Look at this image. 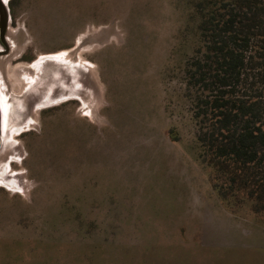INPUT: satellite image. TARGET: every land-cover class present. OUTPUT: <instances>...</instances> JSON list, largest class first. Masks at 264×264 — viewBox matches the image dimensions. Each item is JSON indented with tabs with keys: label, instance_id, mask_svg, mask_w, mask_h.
Here are the masks:
<instances>
[{
	"label": "rangeland",
	"instance_id": "rangeland-1",
	"mask_svg": "<svg viewBox=\"0 0 264 264\" xmlns=\"http://www.w3.org/2000/svg\"><path fill=\"white\" fill-rule=\"evenodd\" d=\"M3 1L0 264H264V223L197 159L196 0ZM58 68L51 100L20 112Z\"/></svg>",
	"mask_w": 264,
	"mask_h": 264
},
{
	"label": "trees",
	"instance_id": "trees-1",
	"mask_svg": "<svg viewBox=\"0 0 264 264\" xmlns=\"http://www.w3.org/2000/svg\"><path fill=\"white\" fill-rule=\"evenodd\" d=\"M185 65L197 159L227 206L264 223V0H196Z\"/></svg>",
	"mask_w": 264,
	"mask_h": 264
},
{
	"label": "water",
	"instance_id": "water-1",
	"mask_svg": "<svg viewBox=\"0 0 264 264\" xmlns=\"http://www.w3.org/2000/svg\"><path fill=\"white\" fill-rule=\"evenodd\" d=\"M8 20H9V15H8L7 5H6V3L3 0H0V41L5 47V50L0 52V53H3V54L6 53L7 49H8L7 43L5 42V32H6V29H7ZM58 70H59V73L55 71V72H53L51 74L50 77H51L52 80L51 79L50 80H46V82L42 81L43 83H41L39 87L36 86L35 88L28 89L27 94L29 93L28 96H30V97L28 98V101H27V94H25V96L22 98L23 100H21L20 107H19L20 111L25 112L27 110V106L32 105V102H34L35 105L34 104L33 105L36 106L37 105V102H36L37 100L38 101H42L43 103L44 102H48V101L51 100V98H49L50 96H48V94H50L51 88L53 86H54L53 88L61 87L62 83L59 82V81H61L59 75H64V76L66 75L65 71L63 69L58 68ZM55 81H56V83H54ZM50 84H51V87L48 86ZM57 84H59V85H57ZM29 90H30V92H29ZM7 107H8V112H9L10 107L9 106H7ZM7 115H8V113L5 114V116H4L5 117V121L7 119ZM16 130L17 129H15L13 127V128H11L10 133H7V134L9 135V134H11V132L13 133ZM0 135H1V113H0ZM8 135L5 136V142H7V140L9 141Z\"/></svg>",
	"mask_w": 264,
	"mask_h": 264
},
{
	"label": "bare ground",
	"instance_id": "bare-ground-1",
	"mask_svg": "<svg viewBox=\"0 0 264 264\" xmlns=\"http://www.w3.org/2000/svg\"><path fill=\"white\" fill-rule=\"evenodd\" d=\"M68 51V50H67ZM67 51H58V52H56V53H51V54H47V55H42L38 60L40 61V59L42 60V59H45V58H53V59H56V58H61L62 59V62H66L67 61V59H66V53H67ZM80 57V56H79ZM85 60V59H84ZM41 62V61H40ZM61 62V61H60ZM83 63H85L86 65L88 64L87 62H83ZM28 64V63H27ZM24 65V66H26V67H28V68H33L34 66H36V64H37V61L36 62H32V63H30V64H28V65ZM62 65H64V64H62ZM20 66H22V64L20 65ZM19 65L17 66V67H20ZM39 66V65H38ZM10 68V67H9ZM16 69V68H15ZM92 69V68H91ZM7 71V70H6ZM10 69H8V73L9 74H11L10 73ZM12 71L14 72V70L12 69ZM91 71V70H90ZM26 73V72H25ZM7 74V73H6ZM32 74V73H31ZM93 75V74H92ZM14 77V75H11V77ZM21 76V75H20ZM95 79V78H94ZM17 80V79H16ZM23 80H24V83L22 82V83H19V88H18V90L20 91L21 89H23V88H25V90H27L28 88H27V86L29 87L30 85V83H28V85H27V76L25 77V78H23ZM12 82V81H11ZM29 82H30V80H29ZM31 82H33L32 80H31ZM16 84V83H15ZM13 85H14V83H13ZM15 86V85H14ZM16 87V86H15ZM18 87V86H17ZM27 88V89H26ZM16 89V88H15ZM18 91V92H19ZM0 93H1V91H0ZM2 95H4V94H2ZM3 97V96H2ZM1 96H0V113H1V126H2V132L4 131L3 130V127H4V122H5V114H7L8 113V104H7V101L5 100V97L4 98H2ZM38 108V107H37ZM40 109V108H39ZM11 110V109H10ZM88 113V112H87ZM9 114V113H8ZM90 115V114H89ZM9 116V115H8ZM11 116V115H10ZM4 117V118H3ZM13 120V119H12ZM15 120V119H14ZM21 120V119H20ZM6 121H8L7 119H6ZM23 121V120H22ZM15 122H16V120H15ZM11 124V123H10ZM27 124V123H26ZM29 124V123H28ZM8 125V124H7ZM18 125H16V127H17ZM26 127V126H25ZM21 129V128H20ZM17 132V131H16ZM6 133V132H5ZM9 135H13V134H9ZM11 138V137H10ZM5 139V138H4ZM10 140V139H9ZM10 142V141H9ZM12 142V141H11ZM15 142V141H14ZM16 145H17V142H16ZM9 146H11V144L9 145ZM7 150H9V149H7ZM6 157V156H5ZM1 183V182H0ZM4 185V184H3ZM6 187V186H5ZM10 189V188H9Z\"/></svg>",
	"mask_w": 264,
	"mask_h": 264
},
{
	"label": "flooded vegetation",
	"instance_id": "flooded-vegetation-1",
	"mask_svg": "<svg viewBox=\"0 0 264 264\" xmlns=\"http://www.w3.org/2000/svg\"><path fill=\"white\" fill-rule=\"evenodd\" d=\"M7 26H8V23H7ZM7 28H8V27H7ZM6 30H7V29H6ZM0 43H1V41H0ZM1 44H2V43H1ZM2 46L4 47L3 44H2ZM4 49H5V47H4ZM0 52H2V51H0ZM0 91H1V90H0ZM0 94H1L0 96L2 97V96H3L2 93H0ZM2 98H4V96H3ZM20 112H23V111H20ZM18 115H19V114H18ZM19 116H20V115H19Z\"/></svg>",
	"mask_w": 264,
	"mask_h": 264
}]
</instances>
